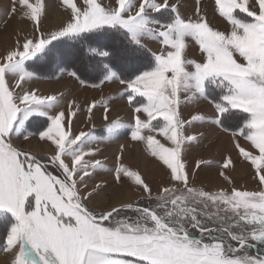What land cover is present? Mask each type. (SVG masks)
<instances>
[{
	"label": "snow or ice",
	"instance_id": "snow-or-ice-1",
	"mask_svg": "<svg viewBox=\"0 0 264 264\" xmlns=\"http://www.w3.org/2000/svg\"><path fill=\"white\" fill-rule=\"evenodd\" d=\"M193 4L186 15L184 0H10L0 24L17 16L31 25L32 36H17L0 55V253L6 264H264V0H211L223 29L209 18L207 0ZM50 8L65 19L45 33ZM63 40L80 49L54 43ZM40 60L55 68L72 63L74 70L61 76L81 87H100L83 78L89 68L102 74L101 83L123 85L118 98L93 100L86 119L99 107L108 121L111 102L121 99L131 122L113 120L103 136L73 132L78 100L63 106V94L41 95L28 86L40 78L28 62ZM204 102L211 117L198 110L185 116V108ZM203 126L230 138L254 190L236 186L231 155L220 163L197 159L189 169L186 157L202 143ZM123 129L167 176L155 195L125 163L124 144L112 168L96 158L100 145L115 142ZM33 138L51 148L44 162L17 146ZM212 167L225 188L196 185L198 171ZM103 174L112 176V185L97 179ZM125 180L146 200L89 206Z\"/></svg>",
	"mask_w": 264,
	"mask_h": 264
},
{
	"label": "rangeland",
	"instance_id": "rangeland-1",
	"mask_svg": "<svg viewBox=\"0 0 264 264\" xmlns=\"http://www.w3.org/2000/svg\"><path fill=\"white\" fill-rule=\"evenodd\" d=\"M9 5L10 0H0V20L5 18V13L7 12ZM184 5L185 6L181 8V11L186 15L191 14L194 7L193 0H184ZM207 10L212 23L223 29L225 27L223 21L212 16L211 0H207ZM64 19L65 17L60 11L50 8L48 18L43 25V31L47 33L48 31L55 30ZM38 35L39 34H37V36ZM17 36L21 39H23L24 36L31 37V25L22 21L17 16H12L7 19L6 23L0 24V55H2L7 48L13 46ZM69 41L70 40H63L54 43L58 44L59 47H63L68 44ZM74 43L79 45L76 41H74ZM147 47L151 49V51H157L159 45L155 42H148ZM28 63L32 65V69L35 70L40 77L37 80L29 82V87L36 89L41 95L60 96L63 94V106H66L67 101L73 98L78 100L80 112L78 113V116L73 119V132L94 130L96 135L103 136L106 134L104 130L109 122L116 119H119L125 124L131 122V110L127 107L126 100L121 99H115L111 102V111L109 112L108 121L102 119L103 109L99 107L97 110H94L95 114L91 121L86 119V109L93 100L119 97L124 86L118 82L101 83L102 74L93 72L92 69L89 68L84 72L83 78L86 79L88 85L99 84L100 87H81V85L73 78L66 75L61 76L62 71L67 72L74 70L73 67H67L68 63L62 68L55 69L48 66L45 60L35 62L29 61ZM71 66H73V64ZM114 70L121 72L116 68ZM123 75L127 76V73L124 72ZM197 110L208 117H211L213 114L211 106L208 105L207 102H204L198 107V109H193L191 107L185 108V116L190 112ZM30 131H32V129H30ZM199 131L204 132L205 136L202 143L198 147L193 148L190 154L186 157L189 169L194 168L197 159L202 158L205 160H211L213 163H220L227 155H231L232 159L235 161V170H230V174L233 177L236 186L254 190L256 188V183L252 180L247 165L237 156L232 147L230 138L225 133H221L218 129L214 130L208 126L200 127ZM241 143L243 144L244 142L241 141ZM121 144L126 146L124 154L125 163L142 174L145 180L152 186L153 194L155 195L158 186L161 183H168L167 176L159 165L146 154L142 145L130 140L129 129L121 130L119 138L115 142L101 144L100 148L102 151L96 158L100 159L106 168H112L114 166L115 156L118 154V148ZM17 146L37 154L42 162H44L48 158V155L51 154L49 144L38 141V138H33L30 142L21 140L18 142ZM50 170L53 171L54 174H58L54 169ZM97 179H103L105 183L109 185L113 184V178L108 174H103L102 176L97 177ZM195 183L197 186H204L205 189L209 191H216L226 187L222 179L218 176V169L215 167L198 171ZM137 199L143 202L146 200V197L142 193L134 191L130 182L125 180L121 186L107 188L106 191L97 197L89 206L96 210H100L109 207L111 204L118 203L121 200L131 202ZM3 231L5 234V228ZM1 241H3L2 238H0V243ZM6 258V254L0 253V264H6Z\"/></svg>",
	"mask_w": 264,
	"mask_h": 264
},
{
	"label": "trees",
	"instance_id": "trees-1",
	"mask_svg": "<svg viewBox=\"0 0 264 264\" xmlns=\"http://www.w3.org/2000/svg\"><path fill=\"white\" fill-rule=\"evenodd\" d=\"M60 48H63L62 50H66V51H73L74 53H76L79 49H80V45H77L76 43H74V41L73 40H70L69 42H68V44H66L65 46H63V47H60ZM70 64V65H69ZM72 65V63H68L67 64V67L68 68H71V67H73V66H71ZM53 69H55V67L53 66ZM91 69V68H90ZM117 70L119 69V71H121V68H119V67H117L116 68ZM86 74V73H85ZM91 74H92V72H91ZM4 228H3V225L2 224H0V238H4ZM3 243V241H1V243L0 244H2Z\"/></svg>",
	"mask_w": 264,
	"mask_h": 264
}]
</instances>
